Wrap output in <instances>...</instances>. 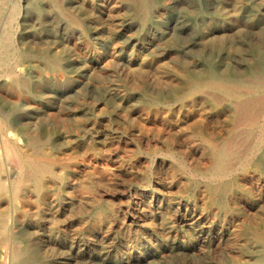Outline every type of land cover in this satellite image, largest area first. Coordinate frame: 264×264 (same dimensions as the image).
<instances>
[{
	"label": "bare ground",
	"instance_id": "bare-ground-1",
	"mask_svg": "<svg viewBox=\"0 0 264 264\" xmlns=\"http://www.w3.org/2000/svg\"><path fill=\"white\" fill-rule=\"evenodd\" d=\"M0 264H264V0H0Z\"/></svg>",
	"mask_w": 264,
	"mask_h": 264
}]
</instances>
